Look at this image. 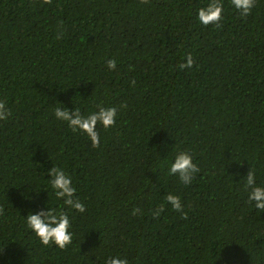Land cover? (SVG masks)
Instances as JSON below:
<instances>
[{
	"label": "trees",
	"instance_id": "16d2710c",
	"mask_svg": "<svg viewBox=\"0 0 264 264\" xmlns=\"http://www.w3.org/2000/svg\"><path fill=\"white\" fill-rule=\"evenodd\" d=\"M204 2L0 0V264H264V214L242 187L251 167L264 182V0L246 17L223 0L219 26L198 23ZM62 103L115 106L116 125L93 148L54 118ZM174 146L200 166L189 186L166 174ZM52 163L87 205L64 250L21 219L48 199Z\"/></svg>",
	"mask_w": 264,
	"mask_h": 264
},
{
	"label": "clouds",
	"instance_id": "9594fccd",
	"mask_svg": "<svg viewBox=\"0 0 264 264\" xmlns=\"http://www.w3.org/2000/svg\"><path fill=\"white\" fill-rule=\"evenodd\" d=\"M231 7L243 17L248 16L255 7L256 0H230ZM225 6L223 0H205L196 9V19L203 26H219L223 20ZM195 61L191 53L187 54L185 62H181V69L191 68ZM106 67L115 70L117 61L115 58L106 60ZM74 104V103H73ZM75 105V104H74ZM57 121L66 123L74 133H83L90 141L93 148L101 144V129L108 130L116 125L118 108L98 103L95 109L84 112L78 107L70 110L65 104L56 106L52 110ZM11 115L6 100H0V121H6ZM173 155L165 159V171L168 176H177L179 181L189 186L200 172V166L190 149L173 147ZM52 167L45 169V191L48 199L43 207L37 211L29 210L26 216H21L26 230L43 247L55 246L60 250L67 249L73 242L75 235L74 220L77 214H84L87 205L77 195L78 189L72 175L60 164L52 163ZM243 190L246 193V201L259 214H264V182H258L257 170L250 168L242 177ZM34 191V190H33ZM27 191L24 193L28 195ZM51 196V201H50ZM167 204L173 210L186 216L184 205L180 195L168 192L164 197ZM138 209H134L136 211ZM164 210V205L157 206L152 215L159 217ZM100 257L95 256V260ZM103 264H130L129 257L124 254L107 255L103 257Z\"/></svg>",
	"mask_w": 264,
	"mask_h": 264
}]
</instances>
